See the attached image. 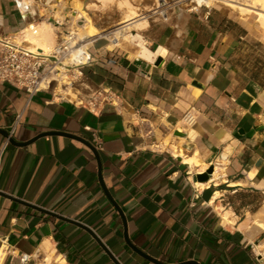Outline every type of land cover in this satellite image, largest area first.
Instances as JSON below:
<instances>
[{
  "label": "crops",
  "instance_id": "1",
  "mask_svg": "<svg viewBox=\"0 0 264 264\" xmlns=\"http://www.w3.org/2000/svg\"><path fill=\"white\" fill-rule=\"evenodd\" d=\"M35 16L0 0V38ZM147 41L165 54L147 61L136 48L92 51L90 91L116 105L95 114L0 82V130L14 126L10 138L29 142L9 141L1 156L0 264H18L21 253L44 260L45 241L64 264H154L124 233L163 264H264V28L255 13L217 4L159 26ZM188 110L196 123L178 136ZM49 132L94 147L124 220L92 151L66 136L38 137ZM5 140L0 134V150ZM173 146L199 162L184 163Z\"/></svg>",
  "mask_w": 264,
  "mask_h": 264
},
{
  "label": "built area",
  "instance_id": "2",
  "mask_svg": "<svg viewBox=\"0 0 264 264\" xmlns=\"http://www.w3.org/2000/svg\"><path fill=\"white\" fill-rule=\"evenodd\" d=\"M161 1L162 3L159 5L166 12L169 11L167 7H164L166 1ZM13 2L21 17L30 13L31 5L26 0H13ZM166 12L161 14L164 20L168 19ZM24 31H26L25 27L13 34L0 38V82L9 83L15 88L23 89L29 96L37 92L46 91L56 95L58 99L70 100L63 98L57 91V87H59V90L64 89L65 91L76 87V92H82L83 88L81 87L85 83L83 74L94 62V57L90 50L92 46L85 45L86 42H84L81 46L74 47L70 42L71 34L68 36L70 39L61 41L50 51L37 52L29 49ZM73 41H76V37L72 39ZM72 53H75V55L72 56ZM81 94L82 96L79 94L75 95L76 99L71 101L92 114L99 112L107 103H111L116 107L112 101L113 98L107 96V92L94 91L87 94L82 92ZM180 123L181 129L177 131L182 133L195 125L196 116L191 110H188L183 114ZM13 131L14 126L11 128L0 150V163L3 150L8 145ZM86 131L91 134L90 143L96 149H100L101 143L96 134L88 128H86ZM38 260L37 254L21 253L18 255V264H29L35 261L37 264H46L45 259L42 260V263H39ZM53 264L55 263L53 262Z\"/></svg>",
  "mask_w": 264,
  "mask_h": 264
},
{
  "label": "bare ground",
  "instance_id": "3",
  "mask_svg": "<svg viewBox=\"0 0 264 264\" xmlns=\"http://www.w3.org/2000/svg\"><path fill=\"white\" fill-rule=\"evenodd\" d=\"M144 1L145 0H68L64 3V0H41L42 5L46 9H53L57 16L52 19V22L48 21V19H40L38 22H35L34 19H32L31 22H28L25 26L26 31L24 32H32L28 34L26 42L33 45V47H29L31 50L46 52L55 40L61 42L71 38L70 42L74 47H79L84 42H86L85 45H92L94 43H98L102 39L109 40L113 47H117L121 45V41H124L127 43V47L133 46L136 48V52L134 54L136 57L151 61L152 58L165 54V49L159 47L156 52L150 51L147 48L143 37L139 33L132 34L131 30H145L149 26L148 20H155L157 16H160L162 13L165 14L166 11L162 8V6L154 2L152 8L145 12V10L138 5L139 2ZM185 1L186 0L174 1L169 7H167V9H180L185 4ZM190 2L194 3L192 9L195 10L201 7L209 8L214 2H222L228 6L237 8L240 13L254 12L259 24L264 28V0H192ZM111 3H114L115 6L122 11V17L113 30L103 34L105 30L99 31L93 25L92 21L88 17L87 11H90L93 8H98L99 6L104 7ZM29 4L31 5L30 12L32 14L36 12V16H42L39 11L37 12L38 7L36 5L32 2ZM69 5L73 7V10H68ZM66 17L70 18L73 23H75L77 19L84 18L86 24H84V26H78L70 33H64L63 37L59 36L55 33V31L60 30V25ZM33 31H35V33H33ZM68 36H70V38H68ZM75 37L76 41L72 42V39ZM111 45H107L105 49L108 50ZM73 55H75V53H72V56ZM57 91L59 92V87H57ZM64 95L68 97H75V93H72L69 90H67ZM173 147V155L180 158L184 163L192 165L193 163L199 162L196 161L195 158H189L183 153V150L177 148L176 146ZM224 219L227 221V215H224ZM4 251V248L1 247L0 258L2 259L4 258ZM49 251V243L45 241L38 252L45 256L50 253ZM59 260H54V263L64 264L62 259ZM45 263L53 264L47 261Z\"/></svg>",
  "mask_w": 264,
  "mask_h": 264
},
{
  "label": "rangeland",
  "instance_id": "4",
  "mask_svg": "<svg viewBox=\"0 0 264 264\" xmlns=\"http://www.w3.org/2000/svg\"><path fill=\"white\" fill-rule=\"evenodd\" d=\"M28 3L32 2L34 5H36L38 7L37 12L39 11L41 13L42 16L38 17L35 16L34 19L36 22H38L40 19H48V21L52 22V19L56 18L57 14L55 13V11L53 9H46L43 5L41 0H26ZM68 0H64V3H66ZM84 1V0H83ZM88 1V0H86ZM90 1V0H89ZM166 1V5L164 7H169L171 5L172 2L177 1V0H165ZM192 0H186L185 4L180 8V9H169V11H167V20H164L163 16H157V18H155V20H148V24L149 26L142 31H136V30H131L132 34H136L139 33L143 39L146 42V45L148 43L147 41V36H151L152 33H154L156 31V29L161 26V25H166V24H172L175 21H178L180 19H182L183 17H185V15L200 10L201 8L195 10L192 9V6H194V3L190 2ZM91 2H95V1H91ZM154 2L156 4H161L162 1L161 0H145L144 2H139V7L143 8L146 11L150 10V8H152V5L154 4ZM217 4H223L226 5L222 2H214L210 7L217 5ZM99 6V4H98ZM228 6V5H226ZM230 8H233L235 10H237V8L229 6ZM69 11L73 10V7L69 5ZM88 13V17L90 18V20L92 21L93 25L99 30H105V32H103V34H106L107 32L113 30L115 28V25L121 20L122 17V11L120 9H118L114 3L108 4L104 7H98V8H93L90 11H87ZM254 12H250V14H253ZM36 15V12L34 13ZM81 20V21H79ZM84 24H86L85 19L81 18V19H77L75 21V23H73L71 21L70 18L66 17L63 21L62 24L60 25V30L55 31V33L59 36H64L63 34L66 32H70L73 31V29L77 28L78 26H84ZM32 31L29 32H25V39H27V36L29 33H31ZM60 42L58 40H55V42H53V44L46 50V52L50 51L53 47H55L56 45H58ZM126 42L121 41V45L117 46V47H113L110 43L109 40H105L102 39L100 40L98 43H94L92 44L90 50L91 52L94 51L97 47L103 46V48L101 50H104L106 48L107 45H111L110 48L108 50H116V49H123V50H128V49H134L135 47L133 46H126ZM90 46V45H89ZM29 47H33L32 44H29ZM96 47V48H95ZM35 48V47H34ZM83 78L85 83L82 85L81 88H83L82 92L87 94V93H92L94 91H90L91 90V83L89 81V79L85 76V72L83 74ZM74 89V90H73ZM72 90L69 89L70 92L72 93H76L75 95L79 94L82 96V92H76L75 88H73ZM64 91V92H63ZM67 91V90H66ZM64 89L59 90V94L66 99H70V100H75V97H68L65 96L64 93L66 92ZM96 91V90H95ZM46 261L47 262H51L53 263V256L52 254H47L46 255ZM39 263H42V260H39ZM56 264V263H55Z\"/></svg>",
  "mask_w": 264,
  "mask_h": 264
},
{
  "label": "water",
  "instance_id": "5",
  "mask_svg": "<svg viewBox=\"0 0 264 264\" xmlns=\"http://www.w3.org/2000/svg\"><path fill=\"white\" fill-rule=\"evenodd\" d=\"M155 63L158 64V63H159V60H156ZM255 130H260V128H256V129L250 130V131L246 134V136L252 135L253 132H254ZM0 134H3L5 138L8 137V133H7V132H2V131L0 130ZM243 134H244L243 131H242V130H239V131L236 133V136L239 137L240 135H243ZM45 135H62V136L69 137V138H71V139H74V140H77V141L83 143L85 146H87V147L92 151V153L94 154V156H95V158H96L97 164H98V179H99L100 185H101V187H102L104 193L106 194L107 198L111 201V203L113 204V206L116 208V210L119 212V214L121 215L122 219L124 220V217H123V215H122L121 210H120L119 207L116 205V203L112 200V198H111L110 195L108 194L107 190H105V187H104V185H103V183H102V179H101V164H100V160H99V155H98V153L95 151L94 147H93L89 142H87L86 140H84V139H82V138H79V137H77V136H74V135H72V134H68V133H63V132H49V133H43V134H40L38 137L45 136ZM176 135L180 136V135H182V134H181L180 132L177 131V132H176ZM9 141H10V143H12V144H16V145H18V146H25V145H27V144L29 143V142H27V143H16V142H14V140H13L12 138H9ZM211 172H212V168L210 167V168H208L203 174L197 176L198 181H200V182L205 181V180L207 179V175L210 174ZM124 238H125V242H126V244L128 245V247L131 248V249H132L134 252H136L137 254H139L141 257H143L144 259H146V260H148V261H150V262H152V263H154V264H163V263H160V262H158V261H156V260L151 259L149 256H147L146 254L140 252L137 248H135L133 245H131V244L129 243V241L127 240V238H126V234H125V233H124ZM106 253L108 254V256L111 257V255L108 253V251H107ZM111 258H112V257H111ZM112 260H113L114 264H119L114 258H112ZM180 264H197V263L194 262V261H188V262H184V263H180Z\"/></svg>",
  "mask_w": 264,
  "mask_h": 264
}]
</instances>
